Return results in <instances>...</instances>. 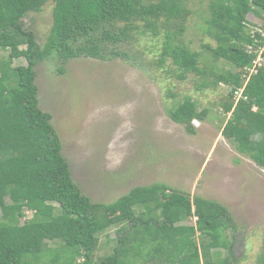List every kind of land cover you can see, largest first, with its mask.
<instances>
[{
	"label": "trees",
	"instance_id": "obj_1",
	"mask_svg": "<svg viewBox=\"0 0 264 264\" xmlns=\"http://www.w3.org/2000/svg\"><path fill=\"white\" fill-rule=\"evenodd\" d=\"M48 2L52 22L40 46L22 18ZM194 2L0 0V50L7 52L0 55V264L41 258L55 264H229L234 259L232 217L217 201L158 182L133 186L110 202L91 201L71 178L50 114L38 106V61L53 53L63 61L125 58L121 45L150 33L162 40L158 64L169 59L178 79L194 73L200 76L197 89L211 82L228 86L221 105L229 117L221 134L264 168V61L251 71L257 55L264 58V0H198L195 10ZM194 12L215 41L204 46L211 59L203 68L199 54L181 38ZM248 15L262 23H250ZM19 57L25 64L13 66ZM239 88L245 98L234 103ZM206 112L185 96L168 115L194 134L193 121H203ZM26 210L32 211L30 218ZM193 218L194 223L186 222ZM114 227L111 251L94 259L99 235ZM46 240L59 245L50 247ZM255 264H264V244Z\"/></svg>",
	"mask_w": 264,
	"mask_h": 264
},
{
	"label": "rangeland",
	"instance_id": "obj_2",
	"mask_svg": "<svg viewBox=\"0 0 264 264\" xmlns=\"http://www.w3.org/2000/svg\"><path fill=\"white\" fill-rule=\"evenodd\" d=\"M191 8H200L198 0ZM51 11L48 2L41 11L22 18L23 27L40 46L51 26ZM248 21L262 23L253 15ZM181 38L199 54L203 68L211 59L204 46H215V41L196 12L188 17ZM121 48L125 58L63 61L53 53L34 66L38 106L50 114L72 180L93 202H110L133 186L154 182L217 201L233 221L234 259L229 264H255L264 244V168L240 154L221 134L229 117L221 105L228 99V86L211 82L197 89L200 76L194 73L178 79L169 59L158 64L162 40L150 33L136 34ZM6 54L0 50V55ZM20 64H25L23 57L12 60L13 66ZM216 65L223 67V62ZM185 96L207 110L203 121H193L194 134L168 115ZM31 215L32 211H25L27 218ZM186 222L194 223V218ZM115 229L99 235L94 259L111 251ZM46 242L50 247L59 245ZM220 251L225 256V250ZM43 261L33 264H55Z\"/></svg>",
	"mask_w": 264,
	"mask_h": 264
},
{
	"label": "built area",
	"instance_id": "obj_3",
	"mask_svg": "<svg viewBox=\"0 0 264 264\" xmlns=\"http://www.w3.org/2000/svg\"><path fill=\"white\" fill-rule=\"evenodd\" d=\"M264 34V33H263ZM264 61V58L260 55V54H258L257 55V57H256V59L254 60V62H253V67H252V69H251V71H255V66L256 65H259L261 62H263ZM237 97V100L240 98V97H243V98H245L244 96H242V88H239V89H237L236 91H234V97L233 98H236Z\"/></svg>",
	"mask_w": 264,
	"mask_h": 264
}]
</instances>
